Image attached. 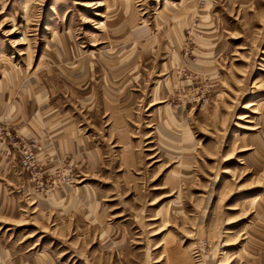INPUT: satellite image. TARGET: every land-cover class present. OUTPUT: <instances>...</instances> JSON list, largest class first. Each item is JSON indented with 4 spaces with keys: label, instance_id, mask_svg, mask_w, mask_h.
<instances>
[{
    "label": "rangeland",
    "instance_id": "374dc122",
    "mask_svg": "<svg viewBox=\"0 0 264 264\" xmlns=\"http://www.w3.org/2000/svg\"><path fill=\"white\" fill-rule=\"evenodd\" d=\"M0 264H264V0H0Z\"/></svg>",
    "mask_w": 264,
    "mask_h": 264
}]
</instances>
